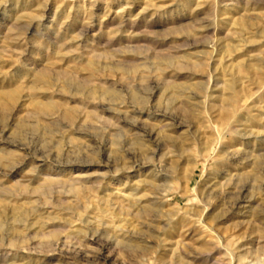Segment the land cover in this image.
<instances>
[{
    "label": "rangeland",
    "instance_id": "rangeland-1",
    "mask_svg": "<svg viewBox=\"0 0 264 264\" xmlns=\"http://www.w3.org/2000/svg\"><path fill=\"white\" fill-rule=\"evenodd\" d=\"M0 264H264V0H0Z\"/></svg>",
    "mask_w": 264,
    "mask_h": 264
}]
</instances>
